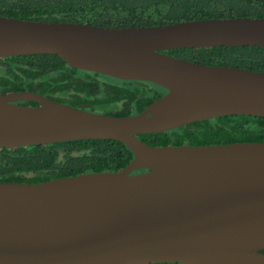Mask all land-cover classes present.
<instances>
[{
	"label": "water",
	"instance_id": "1",
	"mask_svg": "<svg viewBox=\"0 0 264 264\" xmlns=\"http://www.w3.org/2000/svg\"><path fill=\"white\" fill-rule=\"evenodd\" d=\"M246 45L264 48V17L104 27L0 15V58L51 53L76 69L167 90L126 116L0 93V148L108 139L133 153L116 171L0 181V264H264V141L154 146L139 138L225 115L264 118V72L164 52Z\"/></svg>",
	"mask_w": 264,
	"mask_h": 264
},
{
	"label": "trees",
	"instance_id": "2",
	"mask_svg": "<svg viewBox=\"0 0 264 264\" xmlns=\"http://www.w3.org/2000/svg\"><path fill=\"white\" fill-rule=\"evenodd\" d=\"M0 15L104 27L151 26L205 18L264 17V0H0ZM164 52L196 63L264 72V48L257 46L174 48ZM11 91H31L112 116L137 114L167 92L151 82L120 80L70 67L51 53L0 58V93ZM18 103L38 105L35 101ZM139 138L154 146L264 141V118L225 115L140 134ZM132 158L133 153L123 143L108 139L0 148V181L40 183L80 173L116 171Z\"/></svg>",
	"mask_w": 264,
	"mask_h": 264
}]
</instances>
